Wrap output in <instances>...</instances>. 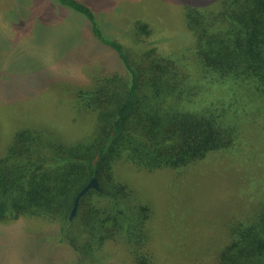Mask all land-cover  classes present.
Segmentation results:
<instances>
[{"label": "trees", "instance_id": "16d2710c", "mask_svg": "<svg viewBox=\"0 0 264 264\" xmlns=\"http://www.w3.org/2000/svg\"><path fill=\"white\" fill-rule=\"evenodd\" d=\"M57 3L88 22L126 75L104 77L78 95L96 121L93 132L75 143L16 134L0 158V222L25 215L58 223V243L70 248L74 264H86L108 245L121 247L131 264H163L149 247L150 208L116 179L113 166L125 159L139 171L180 170L244 145L247 121L264 118V0H184L196 67L204 87L228 89L218 94L188 85L190 75L171 59L133 66L123 46L104 37L90 8L78 0ZM134 29L148 33L141 22ZM94 177L100 190L81 198L69 222L76 196ZM224 238L190 264H264V200L230 223Z\"/></svg>", "mask_w": 264, "mask_h": 264}, {"label": "rangeland", "instance_id": "374dc122", "mask_svg": "<svg viewBox=\"0 0 264 264\" xmlns=\"http://www.w3.org/2000/svg\"><path fill=\"white\" fill-rule=\"evenodd\" d=\"M94 13L104 37L120 43L133 66L171 59L203 89L184 24V0H78ZM147 26L136 33L134 23ZM126 75L117 54L98 42L88 22L57 0H0V158L21 131L45 141L72 144L95 128V114L80 107L104 77ZM262 121L250 118L233 153L219 152L180 170L139 171L121 159L116 179L151 210L150 251L163 264H190L222 245L230 223L254 213L264 200ZM42 151V147L39 148ZM260 151V152H259ZM259 152V153H257ZM242 215V216H241ZM60 225L21 215L0 222V264H74L58 243ZM86 264H131L108 245Z\"/></svg>", "mask_w": 264, "mask_h": 264}, {"label": "water", "instance_id": "95a60500", "mask_svg": "<svg viewBox=\"0 0 264 264\" xmlns=\"http://www.w3.org/2000/svg\"><path fill=\"white\" fill-rule=\"evenodd\" d=\"M94 190V191H99V184L97 182V179L94 177L90 180V182L88 183V185L83 188L78 195L76 196L73 206H72V210L69 213L68 216V221L71 222L74 217L76 216L77 212H78V206H79V202L81 200L82 197H84L89 191Z\"/></svg>", "mask_w": 264, "mask_h": 264}]
</instances>
